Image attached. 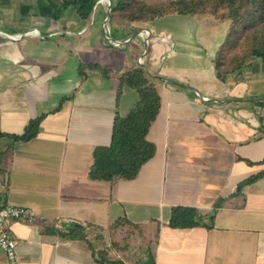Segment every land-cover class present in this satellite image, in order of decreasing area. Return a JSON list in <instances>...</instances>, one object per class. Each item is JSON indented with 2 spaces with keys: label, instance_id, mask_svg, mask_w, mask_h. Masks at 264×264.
<instances>
[{
  "label": "crops",
  "instance_id": "0c3cea01",
  "mask_svg": "<svg viewBox=\"0 0 264 264\" xmlns=\"http://www.w3.org/2000/svg\"><path fill=\"white\" fill-rule=\"evenodd\" d=\"M100 4L89 21L73 8L0 21V206L36 214L11 224L16 264H107L102 246L118 241L129 249H117L124 264L149 253L153 264H264V99L246 79L264 75V61L223 81L219 47L207 63L178 64L179 44L153 21L111 15L105 24L108 1ZM138 65L182 83L159 79L147 135L156 152L133 179L92 178L95 148L111 143L116 115L139 99L128 85L118 96L120 76ZM38 117L34 137L14 139ZM173 206L197 207L211 226L171 227ZM0 264H10L1 247Z\"/></svg>",
  "mask_w": 264,
  "mask_h": 264
},
{
  "label": "trees",
  "instance_id": "16d2710c",
  "mask_svg": "<svg viewBox=\"0 0 264 264\" xmlns=\"http://www.w3.org/2000/svg\"><path fill=\"white\" fill-rule=\"evenodd\" d=\"M11 1L0 0V3L2 5L9 4ZM262 1L264 0H245L236 4L231 10V18L236 20L239 18L242 23L243 21H250L249 15L243 8L251 3ZM97 2L98 0H39L36 8L39 15L56 19L60 18L66 9L73 8L80 18L89 21L93 15L98 17L97 12L102 5H97ZM179 3L181 7L175 9L178 10L177 14L179 15L193 16L200 11L196 5V0H182ZM139 4L138 0H112V16L129 23L139 22L142 16L137 14L125 16V13L131 9H136L137 13L140 8ZM23 7L27 9L30 6ZM259 11L256 8V12L259 13ZM171 14L175 13H159L158 16L151 17L150 20ZM251 25L261 29L264 27V20L259 17L254 18ZM232 35L237 37V33L228 32L215 54L216 72L223 81L234 78L248 63V59L264 61V41L252 44L250 51L247 48L246 50L239 48L235 52ZM232 52L233 54H231ZM89 66L97 68V64H89ZM159 81V78L152 75L145 65H138L120 76L118 96L122 92V86L128 85L137 90L139 99L127 116L116 115L111 143L95 148L94 164L90 172L92 178L104 180L133 179L139 174L142 166L154 156L156 145L147 139V135L161 107V97L158 91ZM41 121L42 117L31 120L25 133L20 136L14 135V139L28 140L34 137L39 130ZM257 178L258 175L241 182L238 186V192L243 186L252 183ZM205 219L206 215L201 213L197 207L173 206L169 225L173 228L211 226ZM212 220L211 217L210 221L212 222ZM119 224L118 222L116 225ZM106 263L124 264L122 260H111L106 261Z\"/></svg>",
  "mask_w": 264,
  "mask_h": 264
},
{
  "label": "rangeland",
  "instance_id": "374dc122",
  "mask_svg": "<svg viewBox=\"0 0 264 264\" xmlns=\"http://www.w3.org/2000/svg\"><path fill=\"white\" fill-rule=\"evenodd\" d=\"M180 1L182 0H138L140 8L137 10V13L136 9H131L125 13V16H133L136 14L142 16L139 22H135L138 24L146 25L153 21L152 26L158 29L156 34L163 31L167 35L172 36L176 43L179 44L177 49L179 54L175 57V61L178 64L190 65L191 62H196L197 60L201 61L203 64L207 63L211 57L210 54L217 50L228 32L237 33V37L232 35V43L235 44V52L239 48L245 50L247 48V50L250 51L252 44L264 41V27L258 29L251 25L254 18L259 17L264 20V1L251 3L243 8L251 19L247 22L243 21V23L240 22L239 18L237 20L231 18V10L236 4L245 0H235V2L234 0H196V5L200 11L197 15L193 16L177 14L178 10L175 9L181 7ZM38 4L39 0H12L9 4L3 5L0 3V21L3 20L4 22L10 23V20L26 19L31 22L41 17V15L37 13L36 7ZM27 5L30 7L27 9L23 7ZM256 8L260 10L259 13L256 12ZM105 12L106 10L103 8L102 11H100V16H105ZM159 13L175 14L150 20L151 17L158 16ZM3 26L4 28L7 27V25L0 24V31H2L1 27ZM231 54H233V52ZM247 62L246 65H249L251 62L253 64L255 62L262 64L261 59H248ZM255 73L257 74L258 72L255 71ZM246 79L250 88V96L254 95V97L264 99V75L255 76L254 72H249V76L246 77ZM154 223L155 221L151 222V224ZM134 234L136 238L129 239V244L137 240L140 230L134 231ZM121 235H124V231L120 233V237ZM120 244L121 243L118 241L114 246H111L110 243L109 247L102 246L106 247V256L112 260H120L117 255V249H119L120 252L122 251L124 253L123 257H129L130 253L127 245H124L122 242L121 247Z\"/></svg>",
  "mask_w": 264,
  "mask_h": 264
},
{
  "label": "built area",
  "instance_id": "2783aa9c",
  "mask_svg": "<svg viewBox=\"0 0 264 264\" xmlns=\"http://www.w3.org/2000/svg\"><path fill=\"white\" fill-rule=\"evenodd\" d=\"M35 211L27 206L10 203L0 206V247L7 254L10 264H16L17 242L11 231L13 221H33Z\"/></svg>",
  "mask_w": 264,
  "mask_h": 264
},
{
  "label": "water",
  "instance_id": "95a60500",
  "mask_svg": "<svg viewBox=\"0 0 264 264\" xmlns=\"http://www.w3.org/2000/svg\"><path fill=\"white\" fill-rule=\"evenodd\" d=\"M103 1H105V0H98L97 5L100 4ZM107 1H108V13H107V16H106V19H105V24H107V22L109 21L111 13H112V0H107ZM103 29H104V32H105V35H106L105 26L103 27ZM148 43H149V40L147 39L146 43H145V53H147V51H148ZM154 76L158 77L159 79L168 80L170 82L182 85V83H180L178 81H175V80H172V79H169V78H166L165 76H162V75H154ZM141 264H153L151 253H149L148 259L145 262H142Z\"/></svg>",
  "mask_w": 264,
  "mask_h": 264
}]
</instances>
